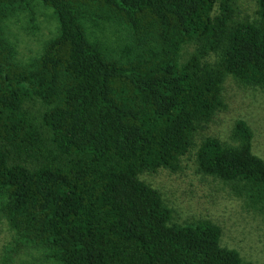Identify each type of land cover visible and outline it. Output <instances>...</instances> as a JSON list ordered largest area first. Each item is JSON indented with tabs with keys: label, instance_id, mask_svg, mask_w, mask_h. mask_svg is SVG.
Segmentation results:
<instances>
[{
	"label": "trees",
	"instance_id": "obj_1",
	"mask_svg": "<svg viewBox=\"0 0 264 264\" xmlns=\"http://www.w3.org/2000/svg\"><path fill=\"white\" fill-rule=\"evenodd\" d=\"M248 7L0 0V264H30L21 251L33 264H256L149 178L194 150L202 179L264 217L251 126L237 119L230 141L202 134L227 108L228 77L264 89V0ZM40 9L49 33L24 55L14 27Z\"/></svg>",
	"mask_w": 264,
	"mask_h": 264
},
{
	"label": "rangeland",
	"instance_id": "obj_2",
	"mask_svg": "<svg viewBox=\"0 0 264 264\" xmlns=\"http://www.w3.org/2000/svg\"><path fill=\"white\" fill-rule=\"evenodd\" d=\"M255 0H240L252 10ZM37 34H31L34 21L16 24L19 48L24 55L31 54L38 46L41 33L48 34L50 22L48 10L40 9ZM24 26L27 28H24ZM224 97L227 108L220 111L202 132L230 141L232 128L237 119H244L253 131V151L264 158V89L245 86L233 77L225 82ZM182 169L177 172L159 171L149 178L164 191L168 202L182 217L207 216L223 227L222 244L239 250L242 256L256 264H264V217L234 195L231 187L209 177L205 180L196 172L194 150L182 157ZM11 238L5 222L0 223V254ZM18 258L33 264L31 256L21 251Z\"/></svg>",
	"mask_w": 264,
	"mask_h": 264
}]
</instances>
